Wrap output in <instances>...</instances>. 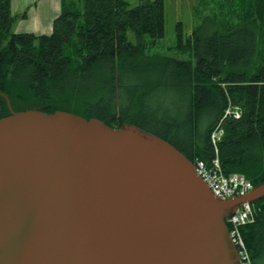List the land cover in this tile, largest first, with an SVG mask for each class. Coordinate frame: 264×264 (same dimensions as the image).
<instances>
[{"label":"trees","instance_id":"16d2710c","mask_svg":"<svg viewBox=\"0 0 264 264\" xmlns=\"http://www.w3.org/2000/svg\"><path fill=\"white\" fill-rule=\"evenodd\" d=\"M214 1L190 34L177 22L174 48L190 54L177 58L154 50L166 30L164 0H61L49 34L15 32L28 13H12L11 0H0V93L15 111L134 124L194 163L211 167L218 157L225 174L257 186L264 136L252 130L256 113L264 126V0ZM230 104L241 108L240 118L224 117ZM10 114L0 94V118ZM255 203V222L241 230L252 264H264V197Z\"/></svg>","mask_w":264,"mask_h":264},{"label":"water","instance_id":"95a60500","mask_svg":"<svg viewBox=\"0 0 264 264\" xmlns=\"http://www.w3.org/2000/svg\"><path fill=\"white\" fill-rule=\"evenodd\" d=\"M0 118V264H241L194 162L134 124L66 110Z\"/></svg>","mask_w":264,"mask_h":264},{"label":"built area","instance_id":"2783aa9c","mask_svg":"<svg viewBox=\"0 0 264 264\" xmlns=\"http://www.w3.org/2000/svg\"><path fill=\"white\" fill-rule=\"evenodd\" d=\"M227 116L240 118L241 113L239 107L230 104L224 114V117ZM222 133L223 129L221 128L220 122L211 134V139L215 148H217V143ZM195 167L198 175L207 183L212 193L219 198L227 199L237 195H245L254 187L253 183L241 173L235 172L225 174L218 157L213 160V165L211 167H208L202 160H197ZM255 219V211L252 202L241 203L235 212L226 217L230 238L237 248L241 264H252L250 252L241 228L255 222Z\"/></svg>","mask_w":264,"mask_h":264},{"label":"rangeland","instance_id":"374dc122","mask_svg":"<svg viewBox=\"0 0 264 264\" xmlns=\"http://www.w3.org/2000/svg\"><path fill=\"white\" fill-rule=\"evenodd\" d=\"M132 5L136 4L139 0H130ZM165 6V22L166 30L164 37L160 38L154 48L163 54L170 55L177 58H190V54L187 52H181L174 48L176 43V24L181 21L183 23L184 31L186 35L190 34L192 29L200 24L205 16L210 15L217 8V3L214 0H164ZM59 9V8H58ZM60 10V9H59ZM58 14H28L25 19L19 20L15 26V32H32V30L38 34L50 33V27L53 19ZM238 107V106H236ZM240 109L242 115L243 111ZM150 111H153L152 109ZM255 119L254 128L252 131L259 133L260 136H264V128H260L258 120V113L253 117ZM260 119V117H259ZM264 124V119H262ZM259 126V130L256 127ZM252 134V133H250ZM254 209L256 203L253 202Z\"/></svg>","mask_w":264,"mask_h":264},{"label":"crops","instance_id":"0c3cea01","mask_svg":"<svg viewBox=\"0 0 264 264\" xmlns=\"http://www.w3.org/2000/svg\"><path fill=\"white\" fill-rule=\"evenodd\" d=\"M61 6H62L61 0H11V11L12 13L15 14H21L26 12L28 14L36 13V14L49 15V14L57 13L59 15L61 12ZM52 27H53V21L50 27L51 31H52ZM35 30H32V32H34ZM16 32H20V31H16Z\"/></svg>","mask_w":264,"mask_h":264}]
</instances>
